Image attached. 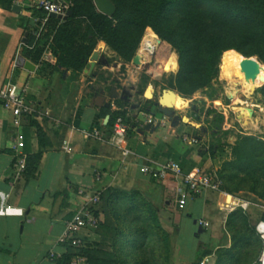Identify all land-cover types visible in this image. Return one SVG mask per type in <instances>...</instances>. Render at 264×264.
I'll list each match as a JSON object with an SVG mask.
<instances>
[{"label": "crops", "instance_id": "obj_1", "mask_svg": "<svg viewBox=\"0 0 264 264\" xmlns=\"http://www.w3.org/2000/svg\"><path fill=\"white\" fill-rule=\"evenodd\" d=\"M39 2L13 0L8 7L0 1V91L7 83L15 85L36 113L15 123L12 106L5 107L0 97V264H64L71 250L61 241L65 222L89 196L113 191L120 193L124 204L134 196L136 205L155 209L168 235L169 264H191L196 259L207 264L212 254L203 252L213 241V229L237 210L249 218L253 206L223 190L206 188L185 195V204L179 207L180 177L155 179L142 172L144 165L168 162L186 174L204 173L208 166L196 149L198 141L182 138L192 137V127L176 121L175 97L180 96L173 86L178 68L168 71L172 76L168 86L126 73L128 82L116 68L128 67L129 62L99 40L92 52L97 60L91 54L86 63H93L91 69L86 64L80 72L65 69L40 37L45 23L36 13ZM41 46L36 57L33 51ZM140 60L148 67L147 60ZM23 61L32 63L33 70ZM146 113H152L155 122L147 123ZM117 118L128 129L115 144L111 129ZM17 134L23 140L19 149L13 148ZM19 154L26 162L23 172L18 170ZM100 205L97 216L105 226V217L109 222L113 218ZM80 234L96 253L102 249L108 257L113 255V261L98 259L96 264H124L117 248L106 245L110 237L120 239L118 234L108 228Z\"/></svg>", "mask_w": 264, "mask_h": 264}, {"label": "trees", "instance_id": "obj_2", "mask_svg": "<svg viewBox=\"0 0 264 264\" xmlns=\"http://www.w3.org/2000/svg\"><path fill=\"white\" fill-rule=\"evenodd\" d=\"M0 1L8 7L13 3V0ZM111 1L115 5V12L111 16L94 11L95 5L88 1L73 5L70 8L72 15L63 21L47 17L40 37L46 42L50 38L49 45L57 64L65 69L82 71L99 40L105 42L124 62H130L146 28L152 29L175 49L178 71L173 87L181 96H189L216 77L224 52L233 50L245 57L257 56L264 63V0ZM36 13L40 18L45 16L41 10ZM37 29L34 28L35 31ZM42 49L43 46L36 48L33 55L40 56ZM132 197L128 198L129 204H124L120 193L108 192L100 196V206L105 209L127 206L128 213L144 210L138 217L145 224L144 227L136 228L130 235L138 234L136 242L140 245L142 238L160 235L163 247H167L168 235L161 229L155 209L136 205ZM238 221H248V217L239 210L228 216L227 229H237ZM100 228L107 229L99 224L98 232ZM118 235H123L122 230ZM237 244L219 250L223 256L220 264H234L239 256ZM147 248L149 260L153 251L151 247ZM94 249L92 246L76 251L71 249L66 258L78 252L86 257L87 264H96L100 258L99 252L96 253ZM165 252L167 249L163 252V264H169ZM148 260L140 264H148Z\"/></svg>", "mask_w": 264, "mask_h": 264}, {"label": "rangeland", "instance_id": "obj_3", "mask_svg": "<svg viewBox=\"0 0 264 264\" xmlns=\"http://www.w3.org/2000/svg\"><path fill=\"white\" fill-rule=\"evenodd\" d=\"M61 1L69 9L76 3L88 1L93 3V0ZM94 11H98L96 7ZM147 32L158 41L154 54L147 60L148 67L144 68L146 66L144 64L136 66L130 61L128 67L116 68L118 76L128 80L129 76L126 75L128 73V75L142 76L143 81L148 79L156 81L157 86L162 84L168 86L172 82V76L168 71H176L178 68L177 53L171 44L158 37L150 28L144 30L136 51L140 48L143 36ZM43 42L50 44L51 40L49 38L46 42L43 39ZM231 51L233 50L223 54ZM252 57L262 63L257 56ZM220 62L221 57L219 65ZM219 65L216 77L209 84L189 96L175 97V105L178 107L175 109L176 121L192 127L190 135L197 139L196 149L203 154L204 161L208 165L204 173L221 181L218 190L245 200L253 208L248 214L247 222L238 221L237 229L228 230L226 222L213 229L215 231L213 241L203 254H212L207 264H220L223 256L219 250L229 249L238 242L239 256L234 264H262L259 257L264 246L255 232V225L260 220L264 221V83H260L249 92L240 84L237 85L238 92L236 91L233 100L234 97L228 93L230 85L221 75ZM238 108L246 110L251 120L243 121L239 116ZM109 210L113 219L109 222L105 217V227L111 230L112 235H117L121 230L123 235L120 239L108 238L106 245L117 248L120 252L118 257L130 259L134 264L148 260L147 246H149L153 251L149 258L151 263L163 264V252L166 247H163L160 235L149 239L142 238L141 245L136 242L138 234L130 235V232L136 228L144 227L145 224L138 219L144 210H132L128 213L127 206L119 205L114 209L108 207L107 211ZM98 256L103 262L113 261V255L108 257L102 249ZM126 260L125 262L128 263ZM196 260L191 264H197Z\"/></svg>", "mask_w": 264, "mask_h": 264}, {"label": "built area", "instance_id": "obj_4", "mask_svg": "<svg viewBox=\"0 0 264 264\" xmlns=\"http://www.w3.org/2000/svg\"><path fill=\"white\" fill-rule=\"evenodd\" d=\"M44 14L43 22L45 23L50 13L57 15H64L68 10V6L61 0H40L37 6ZM0 97L4 106L11 105L12 112L14 114V122L18 123L21 116L36 115L35 111L24 102L23 96L17 92L16 86L7 83L0 91ZM147 123L155 122V117L152 113L145 114ZM128 129L127 124L121 118H117L112 125V138L115 144H118L121 139L124 138ZM95 134H98L95 132ZM184 140H188L191 143H196L197 139L183 135ZM23 147V140L20 134H17L14 138L13 148L19 149ZM18 158V170L23 172L26 167L25 158L22 154H19ZM142 172L155 179H163L168 174H172L173 177H180V183L182 187L178 189L177 204L182 207L185 204V195L199 193L203 189L218 190L221 186V181L217 177H212L207 173H182L179 167L168 162L160 167H151L144 165ZM100 203V196L93 194L86 198V203L78 209L70 219L65 222L61 241L65 243L68 248L76 251L78 249L86 247L85 237L81 236V232L84 230H96L99 224L97 216V206ZM255 230L261 238L264 246V221L260 220L255 225ZM259 261L264 264V248L260 254ZM64 264H87L86 257L78 252L71 254ZM198 264H204V261Z\"/></svg>", "mask_w": 264, "mask_h": 264}, {"label": "bare ground", "instance_id": "obj_5", "mask_svg": "<svg viewBox=\"0 0 264 264\" xmlns=\"http://www.w3.org/2000/svg\"><path fill=\"white\" fill-rule=\"evenodd\" d=\"M157 46V39L147 32L143 36L138 54L142 60H149ZM256 59L254 57H245L236 51H231L221 56L220 72L230 85L228 93L234 97L233 100H235L237 85L240 84L245 91L249 92L260 83H264V64ZM261 77H263V80ZM237 110H239V116L243 121L251 120L246 110L241 108Z\"/></svg>", "mask_w": 264, "mask_h": 264}, {"label": "water", "instance_id": "obj_6", "mask_svg": "<svg viewBox=\"0 0 264 264\" xmlns=\"http://www.w3.org/2000/svg\"><path fill=\"white\" fill-rule=\"evenodd\" d=\"M93 3L95 5L96 9L105 15L111 16L115 12V5L111 0H93ZM15 7L16 6H13V9ZM16 8H18V7H16ZM71 15H72V10L68 9L64 15H57L55 13H50L49 17L65 20L68 16H71ZM97 57H98V55L95 52L91 55V59L93 61H96ZM132 62L135 65H141L142 64L141 60H140V55L138 53H136L134 55ZM23 66L29 70H33V68H34L32 63H30L29 61H23ZM92 66H93V63H88V64H86V69H91ZM261 79L263 80V77H261ZM100 102H101V98L97 97L95 100L96 105H99ZM160 110L164 113H167V111L165 109H160ZM107 118H108V116L106 117V119Z\"/></svg>", "mask_w": 264, "mask_h": 264}]
</instances>
